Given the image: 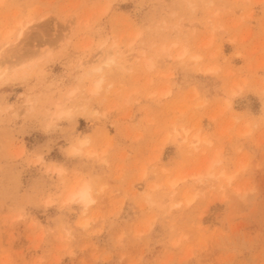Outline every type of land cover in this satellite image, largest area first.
I'll return each instance as SVG.
<instances>
[{
    "label": "rangeland",
    "instance_id": "obj_1",
    "mask_svg": "<svg viewBox=\"0 0 264 264\" xmlns=\"http://www.w3.org/2000/svg\"><path fill=\"white\" fill-rule=\"evenodd\" d=\"M5 42L0 264H264V0H0Z\"/></svg>",
    "mask_w": 264,
    "mask_h": 264
},
{
    "label": "bare ground",
    "instance_id": "obj_2",
    "mask_svg": "<svg viewBox=\"0 0 264 264\" xmlns=\"http://www.w3.org/2000/svg\"><path fill=\"white\" fill-rule=\"evenodd\" d=\"M24 26H22L21 27V24H20V29H19V31H18V33H17V37L18 38H21V36L23 35V33H24ZM215 28V27H214ZM214 28H213V30H214ZM13 31H11V32H7L8 34L9 33H12ZM7 34V35H8ZM13 35V34H12ZM16 36V35H15ZM12 37V36H11ZM5 38V37H4ZM17 39V38H16ZM15 41V40H14ZM13 41V42H14ZM13 42H5L4 44H1L0 45V57H2V55H3V53H4V51H5V49L7 48L8 49V47H6V45H9V44H11V43H13ZM117 42H115V44H116ZM14 44V43H13ZM176 44V43H175ZM174 44V45H175ZM15 45V44H14ZM104 47H106V46H104ZM104 47H102L103 49H104ZM171 47V46H170ZM184 49V51L182 50L181 51V53L179 52V55H177L178 57H183L184 55H185V53H186V51L188 50V49H186V47H184L183 48ZM167 50V49H166ZM168 50H170V48L168 49ZM101 54L99 55V57H97V59H95L94 60V62L93 63H96V62H98V63H101V64H99L97 67H96V69L97 70H103V68H104V66L105 65H110V64H112V63H119V60L118 59H120L119 57H120V53H119V50L118 49H115L114 50V47H112V45H111V47H110V49H104V50H102L101 49ZM101 55H104V57H103V59H101L100 57H101ZM195 56V55H194ZM118 58V59H117ZM195 59H198V58H200V56H198L197 55V57H194ZM1 60H3V59H1L0 58V79L2 78V77H4L5 75H7V73H9L10 71H12L13 70V68H14V66H17V62L16 63H14L11 67H8V68H5V70H3V65H2V61ZM121 60V59H120ZM86 63V62H85ZM148 64V66H149V68H151L152 66H153V64L152 63H147ZM206 72H208V73H210V72H214V71H216L217 70V67L216 66H208V67H206L205 69H204ZM16 74V73H15ZM102 80V78L98 81L97 80V82H98V86H99V83L101 84V81ZM95 87H97V83L95 82V86H94V92L95 91H97L99 88L97 87V88H95ZM69 93V92H68ZM74 93V91L72 92V94ZM71 93L68 95L67 94V96H68V99L71 97L70 95H72ZM70 96V97H69ZM66 100V102H67V99L65 98L64 100H63V103L65 104V101ZM69 101V100H68ZM64 104H63V106H64ZM57 106H59V107H61L62 106V102H58L57 104H56ZM61 105V106H60ZM56 106V107H57ZM56 107H55V109H56ZM59 107H57V108H59ZM54 109V108H53ZM54 109V110H55ZM67 109H63V110H61V112L58 114V117H60L61 115H62V113L64 112V111H66ZM52 121V120H51ZM198 127H200L198 130H196V132L194 133L193 132V134H192V129H190V128H183V129H179V128H177L176 129V131H177V137H179L178 139H180V140H182L183 142L184 141H188L189 142V145H190V147H192V148H195L196 150L198 149V145L201 143V142H206V143H208V144H212L213 142H212V139H210L208 136L206 137V135L204 136L203 135V133H202V128H201V126L199 125ZM197 127V128H198ZM191 134H192V136H191ZM168 136V135H167ZM82 138V137H81ZM80 138V139H81ZM168 138V137H167ZM169 138H170V136H169ZM79 139V140H80ZM170 139H167V141H169ZM89 138L88 137H84V138H82L81 140H80V142H79V147H77V146H73L72 147V153L74 154V155H78V154H81V153H83V146L85 145V144H87V143H89ZM76 145V144H75ZM202 145H203V143H202ZM200 147H201V145H200ZM194 149V150H195ZM220 151V150H219ZM87 153H89V154H93L94 153V151H91V150H89ZM217 154V155H216ZM215 155V157H213L214 159H212V161L209 163V165H208V167L206 168L207 169V172L205 173L206 175H208V176H211V177H213L214 175V172L212 173V171H211V169H212V167L215 165V164H218L219 162H221V158H220V155H218L219 154V152L218 153H216ZM62 168V167H61ZM61 168H58L57 167V169H56V171H61ZM63 171V170H62ZM201 174V173H200ZM221 175L222 176H225V180H229V181H231L234 177L233 176H228L227 175V173H226V171H225V169H223L222 171H221ZM230 175V174H229ZM198 177V178H197ZM196 178L197 179H200L201 180V178H203V176H200V175H198ZM206 178H207V176H205ZM189 179V177L188 176H183V177H179V178H176V179H174V180H172L171 181V186H177V185H179L181 182H184V181H186V180H188ZM78 182H80L81 181V179H80V181L79 180H77ZM85 181V180H84ZM169 183H170V181H169ZM79 184V183H78ZM75 185V184H74ZM73 185V187H71V190H70V192H69V194H68V197H67V202L69 201L70 203L72 202V201H75V200H78L79 202H81V203H83V205H85V206H88L89 204H91L92 202H94V197H93V194H92V187L93 186H91L90 185V183L88 182V181H85L84 183H82V184H80V185H75L74 186ZM155 185H156V183H155ZM154 185V186H155ZM157 186V185H156ZM174 188V187H173ZM69 189V188H68ZM67 189V190H68ZM67 195V194H66ZM150 196V195H149ZM66 198V197H65ZM149 198V197H148ZM152 198V197H151ZM151 198H149V199H151ZM194 198V197H193ZM148 199V200H149ZM189 199V198H188ZM191 199V198H190ZM189 199V200H190ZM147 200V201H148ZM53 201H54V199H53ZM151 202H149V203H152L154 200H150ZM191 202L193 201L192 199L190 200ZM190 203V202H189ZM154 219V218H153ZM83 223V225L84 224H87L88 225V221H83L82 222ZM89 223H90V220H89Z\"/></svg>",
    "mask_w": 264,
    "mask_h": 264
}]
</instances>
